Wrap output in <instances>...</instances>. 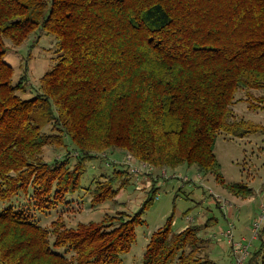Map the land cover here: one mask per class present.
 Instances as JSON below:
<instances>
[{"label": "trees", "instance_id": "1", "mask_svg": "<svg viewBox=\"0 0 264 264\" xmlns=\"http://www.w3.org/2000/svg\"><path fill=\"white\" fill-rule=\"evenodd\" d=\"M45 34L56 57L35 83L27 62ZM25 42L30 54L16 76L5 55ZM239 99L264 103V0H0V264H120L169 169L195 167L252 197L253 187L226 182L215 153L219 135L261 129L236 116ZM109 150L123 159L106 162ZM129 155L151 171H131ZM95 160L100 172L84 187ZM132 177L154 183L135 214L118 210L115 197ZM70 194L89 195L94 208L111 200L113 209L69 224ZM213 220L179 231L167 222L142 264H216L205 236ZM257 237L253 256L264 264V223Z\"/></svg>", "mask_w": 264, "mask_h": 264}, {"label": "rangeland", "instance_id": "2", "mask_svg": "<svg viewBox=\"0 0 264 264\" xmlns=\"http://www.w3.org/2000/svg\"><path fill=\"white\" fill-rule=\"evenodd\" d=\"M31 39L33 40L34 38ZM29 48L27 42H25L17 49L19 51H16L15 48L9 49L5 55V60L15 66L16 76L23 71V57L30 54ZM54 48L52 36L45 34L31 49V57L27 62L29 67L28 75L35 83H38L39 78L53 64L52 58L56 57ZM253 93L256 96H261L258 90L253 91ZM240 95L239 93L237 97ZM242 97L247 96L243 94ZM250 104H253L254 107H249ZM256 105H258V102L253 99L249 101L239 99L236 104H233V110L238 118L250 119L254 123L260 124L261 129L245 135L243 138L229 137L224 134L219 135L215 145V153L221 162L222 173L226 182H244L249 186L254 185L258 192L264 187V103H259L260 107L263 106L262 108H258ZM45 130H48V128ZM51 147L49 146L45 149L46 159L53 157L55 150ZM108 152V159H106L108 163L111 160L121 161L123 159L121 157L123 152L120 150H109ZM96 164L97 167L101 165L97 160L86 163V172L81 177V184L84 187L90 186L94 176L97 172H100L99 169L94 167ZM113 166L115 165L111 164L109 168L112 169ZM103 168L106 169L104 164ZM168 173V178L161 179L158 183H155V186L158 187L157 197H154L145 206L143 204L149 197L146 190L154 183L152 184L150 181H146V184L139 181L134 182L132 177L129 185L117 192L115 197L119 203L118 210L135 214L144 206L141 213V221L135 227V241L130 250L121 255L120 264H142L143 254L151 234L167 222H170L172 230L179 231L191 223L187 220V216L193 217V222L198 224L204 223L210 217L216 218L217 221L214 223L212 221L213 225L206 229L205 236L209 238H211L210 234L212 232L214 234L220 224L223 222L227 224L225 209H222L216 202L220 201L222 206L224 199L230 198V194L216 181L214 175H202L199 174L195 167L188 168L186 166L179 167L176 170L169 169ZM185 176L191 181L184 182L183 178ZM75 196L70 194L68 202L65 203L66 205L63 204V218L69 224H76L78 221H100L106 212L111 213L113 209L111 200L104 201L98 208H94L91 206L89 195L84 198H80L77 195L79 201L75 200ZM230 199L233 200L232 198ZM230 202L232 203V201ZM253 203L261 206L260 194L258 199L253 200ZM236 204L239 207L244 206L239 224H236L235 220L231 221L235 225L234 239L239 240V236L242 234L240 232L246 231V220L250 218L252 213H257L258 210L256 207L248 209L250 205L247 204V201L238 200ZM57 205L59 206V204ZM59 207L57 210H53L46 218V224L58 215ZM225 208L227 211L228 207ZM259 215H261V211L257 213V216ZM213 237L209 239L211 242L208 249L211 259L216 264H233L235 257L232 254L230 241L223 234L214 235ZM243 239L248 244L249 252L243 264H261L260 259L257 258L256 260L253 255L260 249L262 240L257 236H253L252 231L245 233Z\"/></svg>", "mask_w": 264, "mask_h": 264}, {"label": "crops", "instance_id": "3", "mask_svg": "<svg viewBox=\"0 0 264 264\" xmlns=\"http://www.w3.org/2000/svg\"><path fill=\"white\" fill-rule=\"evenodd\" d=\"M222 187L223 188H225L223 185H222ZM251 187H253V189H254V195L252 196V197H249L247 200L246 199H241V198H239V197H237V196H234V195H232V194H230L228 191V194H230L229 195V197L230 198H232L233 200H231L230 198H226V199H224V200H226L227 202H228V205L226 206V207H228V210L226 211V208H223L221 205H220V203L217 201L216 202V204L217 205H219L222 209H225V217H227V224H226V222H223L222 224H220L219 226H218V229L216 230V231H218V232H214V234H213V232H212V234H210V236H211V238L214 236V235H219V234H222L221 233V230H225V229H227V227H228V223L229 222H231V221H234L235 220V223L236 224H239V222H240V216H242V212H243V208H244V206H242V207H239V205H237L236 204V202L238 201V200H240V201H247V204H249L250 205V207L248 208V209H253V208H255L256 207V209L258 210L257 211V213L259 212V211H261V212H264V187H262V189L260 190V191H256V188H255V186L254 185H251ZM226 189V188H225ZM259 194H260V196H261V201H262V204H261V206H257L256 204H254L253 203V200L255 201L256 199H258L259 198ZM230 199V200H229ZM230 201H232V203L230 202ZM259 209H258V208ZM257 213H252L251 214V216H250V218L248 219V220H246L247 222H246V231L245 232H240V233H242L241 234V236H239L240 238H239V240L240 239H243V236H244V234L246 233H248L249 231L251 232L252 231V229H251V226H252V224H253V222H254V220H256L257 219ZM217 220H213V223L214 222H216ZM213 223L211 222L210 223V226L211 225H213ZM233 223V222H232ZM263 223H264V219H263V221H262V224L261 225H263ZM204 224V223H203ZM210 226H206L205 227V232H206V229H208ZM234 228H235V225H234ZM234 228H233V232H234ZM249 230V231H248ZM225 237V236H224ZM210 238V239H211ZM213 238H215V237H213ZM226 238V237H225ZM237 239V238H236ZM211 242V241H210ZM228 242V241H227ZM229 243V242H228ZM230 244V243H229ZM232 246V245H231ZM232 254H233V250H232Z\"/></svg>", "mask_w": 264, "mask_h": 264}, {"label": "built area", "instance_id": "4", "mask_svg": "<svg viewBox=\"0 0 264 264\" xmlns=\"http://www.w3.org/2000/svg\"><path fill=\"white\" fill-rule=\"evenodd\" d=\"M128 159H130L131 163H132V165H131L132 169H130L131 171H133L137 174H138V172H141L142 169H145L147 172L151 171L150 170L151 168L145 163L133 164V159L131 158L130 155L128 156ZM183 179L188 180V177H184ZM218 202L220 203V201H218ZM227 205H228V202L226 200H224V202L222 203L223 208H225ZM186 218L188 221H194V218L191 216H187ZM263 219H264V212H261V215H259L257 217V219L254 220V222L251 226L253 236H257L258 230L262 224ZM233 228H234V224L232 222H229L227 229L221 230V233L230 241V243L232 245L233 255L235 257V261L233 264H243L244 260L249 255L248 244L245 243L244 239H241V240H235L234 239Z\"/></svg>", "mask_w": 264, "mask_h": 264}]
</instances>
